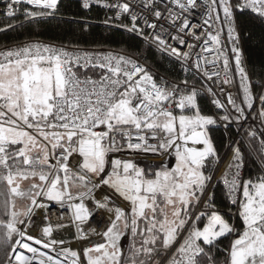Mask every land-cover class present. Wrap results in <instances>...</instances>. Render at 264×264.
<instances>
[{
    "label": "snow or ice",
    "instance_id": "6c2138e0",
    "mask_svg": "<svg viewBox=\"0 0 264 264\" xmlns=\"http://www.w3.org/2000/svg\"><path fill=\"white\" fill-rule=\"evenodd\" d=\"M3 2L6 19L24 20L0 31L48 22L64 7ZM77 2L112 12L102 23L142 38L185 75L160 74L146 51L69 50L38 36L0 51V264H264V73L253 76L241 46L246 23L264 28V0ZM79 22L81 31L90 23ZM202 93L218 111L202 109ZM230 126L239 138H227L219 183L239 227L215 202L213 132ZM246 152L260 167L255 179L242 177ZM146 154L164 162L142 167L135 158ZM121 198L127 209L114 203ZM100 212L103 230L86 228ZM69 227L70 239L61 235Z\"/></svg>",
    "mask_w": 264,
    "mask_h": 264
},
{
    "label": "trees",
    "instance_id": "16d2710c",
    "mask_svg": "<svg viewBox=\"0 0 264 264\" xmlns=\"http://www.w3.org/2000/svg\"><path fill=\"white\" fill-rule=\"evenodd\" d=\"M2 0H0V3ZM64 7L60 10L59 17L41 24L25 23L24 26L8 28L6 31H0V49L6 46L15 45L20 41L38 36L39 38L64 45H79L85 48H110L128 52L130 54L147 52V63L155 68L162 75H166L173 79L184 78V73L181 71L179 63L161 57V55L141 40L138 36L106 26L103 21L105 11L100 8H92L91 10H83L79 7L77 0H63ZM76 17L77 20L68 22ZM79 18H86L90 23L85 31H81V22ZM23 17H16L15 21L6 19L0 14V28L6 27L8 24H13L23 21ZM246 31L242 40L243 49L245 52L248 68L255 78H258L261 73H264V28H261L258 23L248 22L245 25ZM191 81L192 77L189 76ZM197 83L200 80L197 78ZM201 107L206 113L218 111L212 109L207 98L201 94ZM235 136V131H231ZM213 137L220 151L221 158L227 151V134L222 128H217L213 132ZM244 145L242 144V149ZM248 163L246 164V178L255 179L261 175L260 167L252 158L251 154L246 152ZM0 191H4L0 186ZM215 202L220 211L227 213V209L231 208L225 196L223 188L218 185L215 187ZM0 219L7 217L0 216ZM241 221L238 220L239 227ZM129 237V236H128ZM130 241V238H129ZM228 241L225 240L222 247L226 246ZM219 258L222 260L223 256ZM3 259V253L0 252V260Z\"/></svg>",
    "mask_w": 264,
    "mask_h": 264
},
{
    "label": "built area",
    "instance_id": "2783aa9c",
    "mask_svg": "<svg viewBox=\"0 0 264 264\" xmlns=\"http://www.w3.org/2000/svg\"><path fill=\"white\" fill-rule=\"evenodd\" d=\"M132 2H133V3H136L137 0H132ZM93 8H100V9H103V10L105 11V15H104V17H103V20L105 19L106 16H111V15L113 14L112 12H110V11L104 9V8H101V7H93ZM4 9H5V4H4L3 0H2V2L0 3V14H1V15H3V13H4ZM86 11H88V10H86ZM3 16H4V15H3ZM17 17H23V16H22V15H19V16H17ZM23 18H24V17H23ZM196 19L199 20L200 17L197 16ZM124 22H125V23H128L127 20H125ZM106 26H109V25H106ZM109 27H112V28H115V29H118V30H122V31L128 32L127 30H125V29L122 28V27H113V26H109ZM128 33H129V32H128ZM139 38H140V37H139ZM140 39L143 40L142 38H140ZM222 39H223V37H222ZM143 41H144V40H143ZM144 42H145V41H144ZM15 45H16V44H15ZM15 45H10V46L3 47V48L0 49V51L6 50L7 48L13 47V46H15ZM63 45H64V44H63ZM147 45H148V44H147ZM68 46H69V45H68ZM148 46H149V45H148ZM241 46H242V50H243V55H244V58H245L246 66H247V68H248V64H247V60H246V56H245V52H244V49H243V43H242V42H241ZM153 49H154V48H153ZM69 50H72V49H71V46H69ZM79 50H81V51H82V50H89V51H112L113 53H120V54H122V53H127V54H130V53L125 52V51H121V50H117V49H110V48H102V47H101V48H100V47H99V48H85V47H79ZM154 50H155V49H154ZM182 50H183V49H182ZM229 55H230V53H229ZM177 63H178V62H177ZM248 69H249V68H248ZM77 72H78V74L81 75V76L84 75V73L81 72L79 69H77ZM86 74H87V75H90V76H93L94 78H97L98 75H99V69H95V70H93V69H89V70L87 71ZM198 79H199V78H198ZM230 90H231V92H232V94H233L234 96L237 95V92H238V81H237L236 84H234V85L231 87ZM202 94L207 98V100H208V102H209L211 108H212V109H216L215 106H214L213 104H211L210 99H209V97L207 96V94H206V93H202ZM220 98L223 100V99H224V96H221ZM221 128H222V127H221ZM222 129H223V128H222ZM223 130H224V129H223ZM233 130H234V128H232V127L230 126L229 131H227V132H226L225 130H224V131L226 132V134H227L228 137L231 136L233 139H238L239 137L237 136V134H235V136L231 134V131H233ZM241 147H242V145H241ZM129 158H130V157H129ZM135 159H136V162H137V163L142 164V165H146V164L153 163V162H159V163H163V162H164L161 158L155 156L154 154H146V155H142V156H137ZM170 159H174V158H168V160H170ZM230 160H231V149L227 148V151H226L225 155H224V156L221 158V160H220V164H219V166H218V170H217L216 173L214 174V180L217 181V183H215V185H214V188H215L216 186L220 185V186L223 188L224 192H225V187L223 186L222 183H219V181H220L221 177L223 176V174L225 173V171L227 170V168H228V163H229ZM246 175H247V174H246V166H245V168H244L243 171H242V177H243L244 179H247V178H246ZM105 192H110V190L105 189ZM115 202L121 203L125 209L128 208V204H127L125 201H123L122 198L119 199V200H115ZM231 208H232V213H229L228 215L231 216L232 222H233L234 224L237 225V223H238V217H237L236 214H235V206L231 205ZM221 212H222V211H221ZM222 213H223V212H222ZM38 215H39V214H38ZM107 215H108L107 213H103V212H100V213L95 214V215L90 219V221L85 225V227H86V228L91 227V228H95V229H97V230H103V228L105 227L104 221L106 220ZM53 218H54V216H53ZM38 222H39V221H38L36 218H34V224H35V223H38ZM68 222H69L68 220L65 221V223H68ZM34 224H33V226H30L29 231H30L33 235H37L38 233H37L36 230H35ZM73 232H74V229L71 228V227H69V228H66V229L62 230L61 235H63L64 237L70 239L71 236H72V233H73ZM94 239H96V240H100V237L97 236V237H94ZM72 247L76 248V247H78V244L74 242V243L72 244Z\"/></svg>",
    "mask_w": 264,
    "mask_h": 264
},
{
    "label": "rangeland",
    "instance_id": "374dc122",
    "mask_svg": "<svg viewBox=\"0 0 264 264\" xmlns=\"http://www.w3.org/2000/svg\"><path fill=\"white\" fill-rule=\"evenodd\" d=\"M167 162H168V164H169L170 167L174 165V159H170V160H168ZM160 164H161V163H159V162H153V163H149V164H146V165H142V164H140V166L145 167V168L151 166V167L155 168L156 166H158V165H160ZM23 186H26V184L23 185ZM125 202H126V201H125ZM126 203L128 204V202H126ZM238 220H239V219H238ZM129 238H130V237L125 236V237L122 239V241H121V245H122V247L127 248V245H128V243H129ZM130 239H131V238H130Z\"/></svg>",
    "mask_w": 264,
    "mask_h": 264
},
{
    "label": "bare ground",
    "instance_id": "6f19581e",
    "mask_svg": "<svg viewBox=\"0 0 264 264\" xmlns=\"http://www.w3.org/2000/svg\"><path fill=\"white\" fill-rule=\"evenodd\" d=\"M97 195H100V193L98 192ZM114 203H115L116 205H118V206L124 208L123 205H122L121 203H118V202H115V201H114Z\"/></svg>",
    "mask_w": 264,
    "mask_h": 264
}]
</instances>
